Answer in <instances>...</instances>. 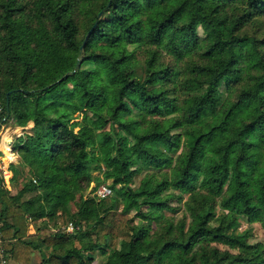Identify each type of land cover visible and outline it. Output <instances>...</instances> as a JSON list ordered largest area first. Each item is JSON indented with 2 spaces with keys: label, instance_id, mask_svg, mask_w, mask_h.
<instances>
[{
  "label": "trees",
  "instance_id": "16d2710c",
  "mask_svg": "<svg viewBox=\"0 0 264 264\" xmlns=\"http://www.w3.org/2000/svg\"><path fill=\"white\" fill-rule=\"evenodd\" d=\"M0 102L8 262L264 264V0H0Z\"/></svg>",
  "mask_w": 264,
  "mask_h": 264
},
{
  "label": "built area",
  "instance_id": "2783aa9c",
  "mask_svg": "<svg viewBox=\"0 0 264 264\" xmlns=\"http://www.w3.org/2000/svg\"><path fill=\"white\" fill-rule=\"evenodd\" d=\"M32 125L29 122L26 128ZM19 136L22 132V127L14 125L12 119L8 116H4L3 108L0 102V179L1 184L5 187H9L13 176L10 165L17 161V148L14 145L11 135H8L9 131ZM112 193L108 184H100L95 190V195L100 198H106ZM74 229L72 223H67L64 228L66 233L72 232ZM0 264H8V260L5 257V251L3 247L1 232H0Z\"/></svg>",
  "mask_w": 264,
  "mask_h": 264
},
{
  "label": "rangeland",
  "instance_id": "374dc122",
  "mask_svg": "<svg viewBox=\"0 0 264 264\" xmlns=\"http://www.w3.org/2000/svg\"><path fill=\"white\" fill-rule=\"evenodd\" d=\"M187 60V57H184L183 60H182V63H184L185 61ZM8 135H11L12 139H13V142H14V145L16 144V141L15 139H17V136L16 134H14L13 132H11V130L9 131ZM18 158V157H17ZM94 175L96 176H101L100 173H98L97 171L94 172ZM18 180L17 181H14L11 183V189L12 190H16L18 188L21 187V178L18 177L17 178ZM110 180H106V181H102L101 184H110ZM94 186V183H91V185L89 186L88 190L85 192V195H89L90 194V190L92 189V187ZM110 200V198L108 197L106 200H104V202H108ZM184 202V201H183ZM183 202H181V205H180V211L176 214H170L168 211L165 212L166 215H169L171 217H174V218H178L180 216V214L182 213L183 211ZM121 205L118 204V207L117 209L118 210H121ZM132 214V213H130ZM257 214L256 215H252L248 218H244L241 220V223L239 225V227H237L236 229L232 230L233 232H238V231H242V230H248L250 233L253 234V237H261L262 236V229L260 227V225L258 224V220H257ZM58 220L59 222L61 223H64L66 221V216L64 214L61 215V217H58ZM60 223V224H61ZM102 260L103 258H96L94 260V262L92 264H102Z\"/></svg>",
  "mask_w": 264,
  "mask_h": 264
},
{
  "label": "crops",
  "instance_id": "0c3cea01",
  "mask_svg": "<svg viewBox=\"0 0 264 264\" xmlns=\"http://www.w3.org/2000/svg\"><path fill=\"white\" fill-rule=\"evenodd\" d=\"M30 232H34V227H31ZM33 264L40 260V254L38 251H34L32 255ZM8 264H17L14 261H9Z\"/></svg>",
  "mask_w": 264,
  "mask_h": 264
},
{
  "label": "water",
  "instance_id": "95a60500",
  "mask_svg": "<svg viewBox=\"0 0 264 264\" xmlns=\"http://www.w3.org/2000/svg\"><path fill=\"white\" fill-rule=\"evenodd\" d=\"M100 13H101V12H100ZM100 13H99L98 15H100ZM88 33H90V31H89ZM88 33H87V34H88ZM84 41H85V40H83V42H82V44H81V46H80V48H79L78 58H77V62H76V64H75L74 70H76V69L78 68V66H79L80 59H81V54H82V46H83V44H84ZM74 70H73V71H74Z\"/></svg>",
  "mask_w": 264,
  "mask_h": 264
}]
</instances>
